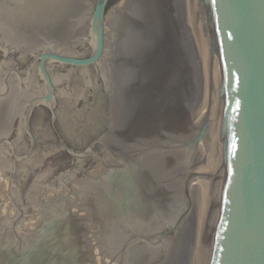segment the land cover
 <instances>
[{
    "label": "water",
    "instance_id": "water-1",
    "mask_svg": "<svg viewBox=\"0 0 264 264\" xmlns=\"http://www.w3.org/2000/svg\"><path fill=\"white\" fill-rule=\"evenodd\" d=\"M0 264H264V0H0Z\"/></svg>",
    "mask_w": 264,
    "mask_h": 264
},
{
    "label": "flooded vegetation",
    "instance_id": "flooded-vegetation-1",
    "mask_svg": "<svg viewBox=\"0 0 264 264\" xmlns=\"http://www.w3.org/2000/svg\"><path fill=\"white\" fill-rule=\"evenodd\" d=\"M45 52H48V51H45ZM45 52H43V53H45ZM49 52H53V51H49ZM43 53L37 54L34 57V60L40 54H43ZM90 53L85 54V55H73V54H70V55L78 56V57H87L90 55ZM37 62L39 63V61H37ZM62 66L65 68L74 69V68L69 67V66H64V65H62ZM90 68H96V67H90ZM48 70H49V66H48ZM74 70H79V69H74ZM49 73H50V70H49ZM50 75H51V73H50ZM51 78H52V76H51ZM52 80H53V78H52ZM56 90H57V88H56ZM101 92H102V87L96 88L95 91L92 92L93 95L88 94L86 97V100L83 102L84 108L81 111L86 112L87 110H91V109L94 110V120L91 123L84 126V130L81 132V134L83 135V140H82L83 142L78 146H73L72 141H74V138L70 137L67 134V132L64 130L63 126L61 125L59 115H58L57 110H56V106H55V112H56L55 121H54L53 110L50 107H48L46 105H39L33 110V112L31 113V116H30V128H31L32 133H33L35 140H36L35 149L37 147L38 141H37V136H36V133L34 130V124H33L34 121H36L39 124V125H37V123H36V126L38 127V129H40L39 131L41 133H44L45 131H47L49 134L48 138H50L51 141L60 144V146L62 147V150L60 152V156L55 157L54 163H51V165H56L58 168L59 167L65 168V169L68 168L69 171H71L72 169H76V168L82 169L86 165V162L89 159H91V156H94L96 158L99 155H101V153H102L101 142L103 139V135L108 128V112L105 111L106 101H105V97L100 94ZM35 98H37V97H35ZM31 101L29 102V104L27 106V109L24 113L23 120H22L23 121L22 124L24 125L26 132H27V130H26V125H25V117H26V114L29 110V106H30ZM77 108H78V106H77ZM69 115H70L69 117L71 118V121H74L77 117V116L75 117L74 115H72L70 112H69ZM11 127H12V129L9 131L10 135L7 137L8 140H10L9 142L12 141L11 140L12 134L14 132L13 125ZM76 137H80V136H76ZM29 138H30V136H29ZM44 138H47V136ZM12 144L14 145V143H12ZM30 145H31V139H30L29 147H30ZM14 146H15L14 148H16V145H14ZM22 154L23 153H21L19 155H22ZM69 171L67 170L65 173H67ZM69 173H67V175Z\"/></svg>",
    "mask_w": 264,
    "mask_h": 264
}]
</instances>
